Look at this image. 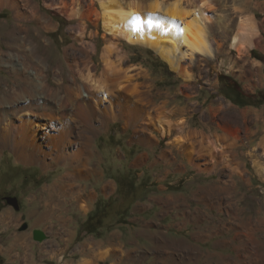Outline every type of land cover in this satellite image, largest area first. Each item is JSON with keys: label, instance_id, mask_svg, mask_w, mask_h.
<instances>
[{"label": "rangeland", "instance_id": "obj_1", "mask_svg": "<svg viewBox=\"0 0 264 264\" xmlns=\"http://www.w3.org/2000/svg\"><path fill=\"white\" fill-rule=\"evenodd\" d=\"M136 1L148 5L155 0ZM173 1L176 0H166V3ZM259 1L211 0L215 9L208 14L226 16L227 25L220 30L215 19L208 24L211 34L208 39L216 49L215 58L198 54L194 62L185 60L183 66L187 67L188 74L173 69L151 48L113 40L116 49L110 60L130 81L122 82L111 102L103 101L101 112L89 117L96 128L93 127V133L88 130L81 141L90 170L83 173H87L85 177L74 181L78 180L82 188L79 197L75 195L76 186L73 192L56 200L54 207L46 206L48 190L63 185L64 176L75 172L77 163L48 159L49 165L44 167L43 159L33 157L37 161L25 164L17 160L11 148H0V253L4 264H145L151 257V249L139 242L136 232L146 229L141 215L149 206V196L160 193L158 185L161 192L192 194L205 192L208 184H212L209 192H213L220 183L225 186L233 183L230 184L233 188L228 185V199L216 201V205L222 206L219 204L226 200L221 209H216L218 216L228 224L241 218L246 221L264 217L261 212H264V172L255 168V164L264 167V104L259 103V95L264 92V32L261 30L264 16L259 10ZM31 2L36 7L25 0H18L21 8L0 4L1 48H5L3 40L8 30L16 23H23L15 17L20 15V10L25 13L23 17L29 16L25 24L32 32L41 13L50 17L54 25L41 30L40 38L36 32L31 35L39 44V51L48 58L51 74L53 69L62 71L67 82L73 74L68 60L72 63L74 59V68L85 74L83 46L93 55L97 71H103L101 53L112 37L105 33L102 23L96 26L80 19L76 9H73L75 12L65 10L61 0ZM239 20L248 30L242 38L245 46L241 54L232 44ZM1 65L0 60V96L15 83L12 71ZM237 92L247 96L245 101L250 104H236ZM190 130L204 133V137L190 134L192 139L206 141L203 153L207 155L202 160L197 159L192 141L185 139ZM141 131L146 133L144 138ZM198 162L203 163L201 169L196 165ZM234 192L238 196L230 199ZM8 196L19 198V210L7 203ZM179 197L176 207L189 208L190 196ZM97 206L102 227L92 234L81 232ZM196 206L205 207L203 203ZM234 209L239 210L238 215L233 214ZM158 210L154 206L148 214H156ZM42 214L46 217L37 222ZM94 222L90 226L98 227ZM220 222L217 223L219 232H230L231 239L237 234L233 243L246 246L241 256L246 264L264 262V226L258 227L254 239L245 241L248 235L243 227L227 224L223 228ZM24 223L28 227L21 230ZM36 229H43L50 236L36 240ZM75 231L77 235L73 237ZM240 232L244 234L241 239L237 238ZM105 234L106 240L102 238ZM104 241H109L107 246L111 242L117 245L104 257H92L97 245ZM198 245L207 252L215 249L204 242ZM219 251L234 254L231 247ZM251 252L254 257L249 255ZM211 260L217 264L227 258L215 255Z\"/></svg>", "mask_w": 264, "mask_h": 264}, {"label": "bare ground", "instance_id": "obj_2", "mask_svg": "<svg viewBox=\"0 0 264 264\" xmlns=\"http://www.w3.org/2000/svg\"><path fill=\"white\" fill-rule=\"evenodd\" d=\"M25 1L35 6L31 0ZM0 4L21 8L18 0H0ZM61 4L65 10L73 12L76 9L78 14H75L80 19L96 26L102 23L105 33L112 37L101 53L103 71H97L93 55L83 46L85 74L81 69L74 68L75 59L72 63L67 59L73 72L68 76L67 82L62 71L53 69L51 74L48 58L39 51V44L31 35L36 32V36L40 38L41 30L50 29L54 25L50 17L41 13H38V24L34 32L25 24L29 21V16L25 15V19H22L24 11L20 10V15L15 13V17H19L16 20L23 23H16L8 30L3 40L5 48L0 47L1 66L12 71L10 73L15 77L13 87L6 89L0 96V148H11L17 160L25 164L34 163L36 159L33 157L43 159L44 167L49 165L48 159L77 163L75 172H67L64 176L63 185L56 184L57 186L48 190L46 206L51 208L55 206L56 200L69 191L73 192L76 186L78 189L75 195L79 197L82 194L80 183L78 180L74 181L85 177L87 173H83L90 170L81 143L87 131H93L94 126L89 117L101 112L103 101L111 102L116 88L130 79L110 60L116 49L113 40H125L130 44L151 48L173 69L188 74L187 67L183 66L185 60L194 62L198 54L215 58L216 49L208 39L211 35L208 24L215 19L221 30L225 29L228 21L226 16L217 14V17H213L208 14L215 9L211 0H176L172 4H167L166 0H155L151 4H145L146 6L136 0H61ZM72 12L68 14L72 16ZM246 31L248 30L242 20H239L232 44L240 54L245 46L242 38L247 34ZM51 80L57 86L52 85ZM188 132L190 137L187 135L188 138L185 139L192 141L197 159H204V155H207L203 153L207 148L206 141L192 139L190 135L204 137V133L197 130ZM196 165L201 169L203 163L198 162ZM255 166L257 170L264 172L263 166ZM230 184L234 185L228 183L230 187ZM228 185L220 183L213 188V192L217 195L227 194L230 192ZM257 223L263 224L264 221L260 219ZM245 229L256 231L258 226L248 221Z\"/></svg>", "mask_w": 264, "mask_h": 264}, {"label": "crops", "instance_id": "obj_3", "mask_svg": "<svg viewBox=\"0 0 264 264\" xmlns=\"http://www.w3.org/2000/svg\"><path fill=\"white\" fill-rule=\"evenodd\" d=\"M259 10L261 14H263L264 16V0L259 1ZM261 30L264 32V17L262 20ZM141 135H143L141 137L144 138L146 136L145 131H141ZM139 141L142 142L141 140ZM218 182L219 181L215 183ZM209 185L211 186L212 184H208L204 188L208 187ZM210 186L207 188L205 192L200 191L192 194H184V193L181 194L178 192L174 193V192H166V191L161 192L160 186L159 185L157 186L160 193L149 196L148 198L149 206L146 208L145 214L141 215V217L143 218L146 224V229H145L146 231L141 230L136 232L137 237L140 238L139 242L145 244L147 247L151 249V255H150L151 257L150 258L148 257L145 264L163 263L172 260L174 264H191V262H194L195 264H198L200 262L213 264V260H211V258L215 255H220L222 257L227 258V261L225 262L217 261V264H246L245 261L242 260L241 258L246 246H244L243 248V245L237 246L233 243L237 234L232 236L231 239L229 238L228 235L230 232L225 230H220L219 232L220 226L217 227L218 225L217 223L219 222V220H221L219 224L220 225L222 224L223 228H225L226 225L228 224V222L225 219H222L221 217L218 216L219 212L217 211L223 207V205L226 203L225 202L226 200L222 202V206L216 205L217 200L228 199L227 195L225 193H221L217 195V193L215 194L214 192H209ZM238 194H239L238 192H234L233 196L230 197V199L233 197H237ZM179 196H190L191 201L187 203L189 208L176 207V202H179L181 200ZM194 197H196L197 199L194 200ZM197 200L199 201L201 200V202ZM98 201L99 200H97V203ZM197 203H203L205 207L204 208L198 207L196 206ZM154 206H157L159 208L158 212L156 214L151 213L149 215L148 213L151 211V209ZM234 210L235 211L233 214L238 215L239 210L236 209ZM212 211L217 212V214L212 215L210 213ZM261 212L262 214L264 213L263 211ZM41 216L39 217V220L37 222L43 221V219L46 217L44 214H42ZM260 219L264 221V217H259L254 219L251 218L246 221L243 218H241L237 220L238 222L231 221L228 225L230 227H233V225L237 224L240 228L243 227V229H245L247 227V225L245 226V222L247 223L248 221H252L258 227L264 226V223L263 224L257 223V220ZM39 230L44 231L43 229H39ZM243 231L245 233L247 232L248 235L245 241L246 240L250 241L254 239L253 238L254 233H256L258 230L249 231L248 229L247 230L245 229ZM45 234L47 238L50 236L46 232ZM76 235L77 232L75 231L72 234V236L75 237ZM243 235L244 234H241L240 232L237 238L241 239ZM106 236L107 235L105 234L103 235L102 238L104 239V237ZM243 241L244 240H242V242ZM108 242L104 241L99 243L97 245V249L95 253L92 254V257L93 256L104 257L109 252H111L112 249L115 248V246L117 245V243L113 244L111 242L107 246ZM199 242L211 244L215 249L213 251L207 252L204 249H202L200 245H198ZM17 245L18 244H15L14 247H17ZM23 245L27 246L26 244ZM197 246H199L201 249ZM228 247H231L234 250L233 255H227L219 251L222 248H228ZM109 255H111V253ZM249 255L253 257L255 256L253 252H251ZM255 259L257 258L255 257ZM86 260H87L86 262H88V259ZM256 263L258 264V262ZM259 263L264 264V262H259Z\"/></svg>", "mask_w": 264, "mask_h": 264}, {"label": "trees", "instance_id": "obj_4", "mask_svg": "<svg viewBox=\"0 0 264 264\" xmlns=\"http://www.w3.org/2000/svg\"><path fill=\"white\" fill-rule=\"evenodd\" d=\"M237 96L235 98V103L240 105V106H244V105H248L250 103H248L247 100L248 97L245 96L243 93H240V92H237ZM259 103L261 104H264V92H262L260 95H259ZM100 201H98L97 204H99ZM99 215H101L98 211V206L97 208L95 209V211L91 214L90 218H88V220L84 223L82 229H81V232H86L87 234H92V233H95L96 231H98V229H100L99 227H102L101 223L99 224V222H101V217H99ZM95 220H97L98 222H94ZM92 222L96 223L98 225V227L96 226V228H92L90 225L92 224ZM89 226L91 228H89ZM0 264H4V257L0 254Z\"/></svg>", "mask_w": 264, "mask_h": 264}, {"label": "water", "instance_id": "obj_5", "mask_svg": "<svg viewBox=\"0 0 264 264\" xmlns=\"http://www.w3.org/2000/svg\"><path fill=\"white\" fill-rule=\"evenodd\" d=\"M5 200L7 201V203L9 205H12L15 207V209L19 210L20 209V200L18 197L16 196H8L5 198ZM28 225L24 224V226L21 228V230H25L27 229ZM34 237L36 240L42 241L46 238V234L44 231L36 229L34 231Z\"/></svg>", "mask_w": 264, "mask_h": 264}, {"label": "snow or ice", "instance_id": "obj_6", "mask_svg": "<svg viewBox=\"0 0 264 264\" xmlns=\"http://www.w3.org/2000/svg\"><path fill=\"white\" fill-rule=\"evenodd\" d=\"M136 19H139V17H137Z\"/></svg>", "mask_w": 264, "mask_h": 264}]
</instances>
